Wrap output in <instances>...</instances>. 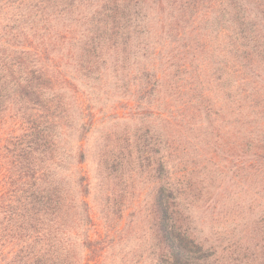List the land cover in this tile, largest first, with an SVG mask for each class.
<instances>
[{"label": "trees", "instance_id": "trees-1", "mask_svg": "<svg viewBox=\"0 0 264 264\" xmlns=\"http://www.w3.org/2000/svg\"><path fill=\"white\" fill-rule=\"evenodd\" d=\"M110 214L136 263L264 264V0H0V264H104Z\"/></svg>", "mask_w": 264, "mask_h": 264}, {"label": "rangeland", "instance_id": "rangeland-1", "mask_svg": "<svg viewBox=\"0 0 264 264\" xmlns=\"http://www.w3.org/2000/svg\"><path fill=\"white\" fill-rule=\"evenodd\" d=\"M99 137L100 133L94 132L89 139V155L87 159L88 165L86 164V166L92 182L90 197L93 200L92 203L96 206V209L98 211H101V209H103L104 207L103 197L106 195V192L104 186V178L102 174L99 173L100 169L98 166V158H96L95 155V146L96 144L100 143ZM111 187H113V185H111ZM131 191L125 195L126 198L125 200H123L125 202V206L129 205V202H131ZM112 200L113 199H111V202ZM108 218L109 219L107 220L106 225H109V236L112 242L110 248L108 249V255L104 264H148L149 260L147 259V252L143 253V261L141 256V261L139 263H136L138 257L134 256L133 250L137 246V242L134 241L135 238L132 236L133 234L129 233L130 231L128 224L130 218H128V220L126 218L121 220L120 217L118 218L117 215L112 214H110ZM124 222L125 227H122ZM122 228H124V230ZM142 233L145 234L144 231Z\"/></svg>", "mask_w": 264, "mask_h": 264}]
</instances>
